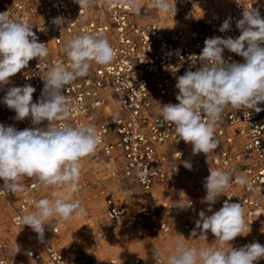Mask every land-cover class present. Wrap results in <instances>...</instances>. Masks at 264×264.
<instances>
[{
  "label": "built area",
  "instance_id": "obj_1",
  "mask_svg": "<svg viewBox=\"0 0 264 264\" xmlns=\"http://www.w3.org/2000/svg\"><path fill=\"white\" fill-rule=\"evenodd\" d=\"M153 2L139 3L141 10L135 13L124 0H88L83 7L76 0H0V13L27 20L48 49L47 57L30 60L8 85L0 86V124L18 130L47 127L48 121L33 125L30 116L15 120L16 113L2 102L3 97L9 87L31 84L36 89L35 103L47 70L70 64L65 45L73 36L99 35L114 49L109 64L91 62L86 76L62 89L71 105L63 123L91 124L100 133L95 151L81 161L79 185L98 197L108 228L136 238L135 251L127 259L111 255L101 262L71 261L58 246L60 221L45 224L43 240L18 222V217L35 210L33 201L51 197L55 188L37 187L35 177L25 176L22 191L0 189V219L7 216L8 220L0 222L6 228H0V264H165L163 259L155 260L154 252L170 253L169 246L178 240L188 247L219 246L210 231L207 240L199 239L200 229L196 236L192 231L200 211L211 215L225 200L241 204L246 222L245 235L230 241L231 246L253 242L264 246V111L225 107L215 127L219 145L207 155H194L192 145L179 139L174 125L162 122L160 114L164 104L179 103L177 77L203 66L199 55L205 39L237 38L241 34L237 21L244 9H259L264 18V0H175V15L173 11L161 15L151 6ZM56 17L63 18L62 25L53 23ZM229 18L230 29L220 32ZM223 56L229 63L244 62L227 49ZM257 106L264 109V102ZM184 161L191 164V170L184 167ZM209 169L232 174L231 186L211 212L204 199ZM87 171L92 179L84 175ZM240 175L247 177L244 186L235 183ZM3 183L0 179V188ZM181 199L191 206L186 210L175 207ZM25 237L32 243L24 244ZM254 264H264V258Z\"/></svg>",
  "mask_w": 264,
  "mask_h": 264
},
{
  "label": "clouds",
  "instance_id": "obj_2",
  "mask_svg": "<svg viewBox=\"0 0 264 264\" xmlns=\"http://www.w3.org/2000/svg\"><path fill=\"white\" fill-rule=\"evenodd\" d=\"M86 6L88 0H76ZM130 9L139 13L138 0H124ZM152 7L161 12L177 11L175 0H154ZM53 23L62 25L63 18L56 17ZM241 34L237 38L209 37L199 55L202 67L187 70L177 77L175 87L179 90L176 100L160 107L162 122L174 125L178 138L192 145L193 154H208L219 142L215 138V127L225 107L264 109L257 105L264 102V18L259 9L245 8L242 19L237 21ZM230 29V18L219 27L220 32ZM47 44L39 39L27 20H16L8 12L0 13V86L10 83V78L26 68L34 58L48 55ZM227 49L244 58L243 63H229L223 53ZM70 64L51 67L45 73L41 97L34 103L36 89L31 84L12 86L7 89L3 103L16 113L14 119L23 121L29 116L33 125L48 121L47 127H32L18 130L14 126L0 124V179L4 192L16 193L23 190L21 180L35 177L44 187L63 188V194L52 192V199L33 201L34 211L18 217V222L29 226L43 240L45 224L51 220L68 221L79 216L84 209L78 200L72 199L79 190L82 159L93 153L98 145L100 133L94 125L63 123L69 117L71 105L62 89L79 77L88 74L91 62L109 64L115 56L109 41L102 36L75 35L65 45ZM207 117L205 119L204 117ZM61 122V123H54ZM191 170V164L184 161ZM204 180L208 211L231 186L232 174L221 169H209ZM235 183L244 186L247 177H235ZM175 207L186 210L191 205L181 200ZM245 219L240 203L225 200L223 206L206 215L199 212L195 221L200 229V240H207L210 231L217 238L218 247H188L178 240L170 253L154 252L155 260L165 264H254L264 258V246L258 242L233 248L230 241L245 235Z\"/></svg>",
  "mask_w": 264,
  "mask_h": 264
},
{
  "label": "rangeland",
  "instance_id": "obj_3",
  "mask_svg": "<svg viewBox=\"0 0 264 264\" xmlns=\"http://www.w3.org/2000/svg\"><path fill=\"white\" fill-rule=\"evenodd\" d=\"M149 2L150 0H138V3L143 5H148ZM152 11H148L150 15H154ZM84 175L92 179L90 171ZM53 191L63 194L64 189L55 187L50 193ZM44 198L52 199V196ZM72 199L78 200L84 211L79 216L73 215L68 221H60L62 225L58 235V246L65 251L71 261L101 262L111 255L127 259L135 251L136 238L127 232L112 230L106 226L102 219V203L97 196L89 192L88 188L79 185V190ZM3 221L4 224L8 222L7 216L0 219V222ZM0 228L6 230L5 225ZM104 234H109V237L106 238ZM23 243L29 245L32 242L25 237ZM121 254L124 256L121 257Z\"/></svg>",
  "mask_w": 264,
  "mask_h": 264
},
{
  "label": "bare ground",
  "instance_id": "obj_4",
  "mask_svg": "<svg viewBox=\"0 0 264 264\" xmlns=\"http://www.w3.org/2000/svg\"><path fill=\"white\" fill-rule=\"evenodd\" d=\"M163 13L161 12V15H162ZM19 233H21L22 232V230H20V229H18L17 230ZM104 235H106L105 237L107 238V237H109L108 235L109 234H104ZM102 239H105L104 237H102ZM124 256V254H121V257H123Z\"/></svg>",
  "mask_w": 264,
  "mask_h": 264
}]
</instances>
